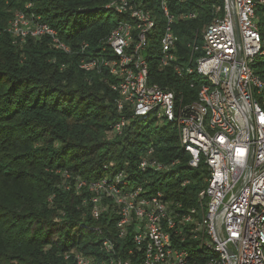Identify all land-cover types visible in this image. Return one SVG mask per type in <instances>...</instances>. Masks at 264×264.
<instances>
[{
    "label": "trees",
    "instance_id": "trees-1",
    "mask_svg": "<svg viewBox=\"0 0 264 264\" xmlns=\"http://www.w3.org/2000/svg\"><path fill=\"white\" fill-rule=\"evenodd\" d=\"M107 2L0 0V264H75L72 256L65 259L72 250L101 260L103 239L114 243L117 257H127L134 249L131 235L117 238L118 217L112 213L103 212L93 220L90 205H82L88 192L82 188L77 193L75 182L112 179L123 171L128 184L142 186L148 195L160 192L170 206L199 207L198 193L206 186L208 171L202 162L196 168L189 166L191 156L179 143L177 127H158L150 118L131 119L127 109L119 113L118 95L109 87L114 79L105 70L80 68L82 60L105 56L103 39L124 20L105 8ZM145 2L158 18L150 47L157 44L164 21L158 0ZM212 4L170 1L173 13H197L195 19L173 26L179 64H188L187 44L210 20ZM15 12L38 17L57 32L69 51L54 49L48 37H27L21 44H12L6 29ZM257 15L264 48V4ZM147 61L150 83L167 86L186 101L196 98L203 83L199 76L159 71L156 56L150 54ZM252 68L264 79V55ZM121 116L129 122L121 135L110 138ZM149 148V158L169 166L167 170L137 168L139 157ZM110 162L111 167L104 168ZM130 258L132 264L141 262L136 252Z\"/></svg>",
    "mask_w": 264,
    "mask_h": 264
},
{
    "label": "built area",
    "instance_id": "built-area-1",
    "mask_svg": "<svg viewBox=\"0 0 264 264\" xmlns=\"http://www.w3.org/2000/svg\"><path fill=\"white\" fill-rule=\"evenodd\" d=\"M170 1L158 0L164 23L157 44L149 47L158 24L153 8L145 0H108L105 8L124 20L103 39L105 56L82 60L80 68L105 70L114 79L109 87L118 95L119 113L127 109L131 119L165 120L177 127L179 143L191 156L189 166L202 162L208 171L199 207L170 206L160 192L148 195L142 186L128 184L123 171L112 179L75 182L77 193L88 192L82 205H90L91 218L116 215L117 238L130 234L134 248L126 258L117 257L114 243L103 239L99 250L105 258L72 250L65 259L72 256L75 264H132L135 252L140 264H264V79L252 68L264 55L257 15L264 0H203L213 2L211 18L187 44L185 65L178 63L173 26L197 13H173ZM6 30L12 44L48 37L54 49L69 51L38 17L16 12ZM149 54L156 56L159 71L199 76L203 83L196 98L186 101L175 90L150 83ZM128 122L121 116L111 132L121 135ZM151 152L141 157L138 168L167 170L149 158ZM94 230L101 234L98 227Z\"/></svg>",
    "mask_w": 264,
    "mask_h": 264
},
{
    "label": "rangeland",
    "instance_id": "rangeland-1",
    "mask_svg": "<svg viewBox=\"0 0 264 264\" xmlns=\"http://www.w3.org/2000/svg\"><path fill=\"white\" fill-rule=\"evenodd\" d=\"M16 13V12H15ZM14 13V14H15ZM14 16V15H13ZM13 16H12V18H13ZM12 18H10V20L12 19ZM10 20L8 21V23L7 24H9V22H10ZM7 31V30H6ZM8 32V31H7ZM9 33V32H8ZM9 34H11V33H9ZM13 42V41H12ZM146 54V52H144V55ZM156 123V126H158V127H162V126H164L165 124H167L166 123V121L165 120H158L157 122H155ZM110 134V138H113V136H114V134L112 133V132H110L109 133ZM143 155H141L140 157H139V159H138V161H137V168H138V165H139V163H140V159H141V157H142ZM111 163L113 164V162H110L109 164H107V165H104V168H107V167H111L110 165H111ZM61 172V173H60ZM63 171H56V173H60L61 175H63V173H62ZM69 179H67V181H68Z\"/></svg>",
    "mask_w": 264,
    "mask_h": 264
}]
</instances>
